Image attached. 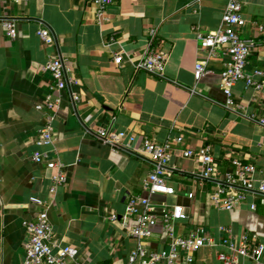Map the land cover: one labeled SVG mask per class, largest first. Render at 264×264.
<instances>
[{"label":"crops","instance_id":"0c3cea01","mask_svg":"<svg viewBox=\"0 0 264 264\" xmlns=\"http://www.w3.org/2000/svg\"><path fill=\"white\" fill-rule=\"evenodd\" d=\"M239 1L244 19L239 33L254 42L246 70L264 69V0ZM225 4L110 0L106 19L98 21L93 0L0 1V264L23 260L22 222L37 211L31 197L48 203L54 240L75 246L82 264H127L136 239L121 221L137 196H148L155 205L157 223L144 240L147 247H166L162 213L175 204L186 214L172 222L176 234L201 228L211 239L191 262L180 264H225L218 259L220 252H228L222 240L235 241L244 232L264 242L259 193L246 191L231 210L215 207L212 181L200 176L194 158L182 155L186 147L208 144L217 178L251 164L254 183L264 182V126L256 122L264 116V86L255 90L238 81L231 92L243 109L224 106L220 71L228 57L220 49L209 56L197 39L198 33L219 27ZM2 19L14 22V37L6 34ZM40 28L48 30L52 43L39 37ZM150 28H156L152 40ZM147 46L167 53L163 77L134 71L133 62ZM117 51L123 52L121 66L113 63ZM54 55L63 59L73 81L58 92L49 148L52 158L64 164L66 182L52 192L54 169L33 162L31 154L45 120L37 108L50 81L43 65ZM197 62L209 70L199 80L194 78ZM100 128L122 130L134 139L129 147H115L99 138ZM178 134L184 141L172 144L167 180L174 193L149 195L144 185L152 163L139 152L142 137L163 142ZM110 214L116 220H109ZM127 223L134 226V217ZM260 261L264 264V251ZM236 264L250 260L240 257Z\"/></svg>","mask_w":264,"mask_h":264},{"label":"built area","instance_id":"2783aa9c","mask_svg":"<svg viewBox=\"0 0 264 264\" xmlns=\"http://www.w3.org/2000/svg\"><path fill=\"white\" fill-rule=\"evenodd\" d=\"M93 3L95 4L96 19L98 21L106 19V9L110 0H93ZM1 23L6 34L14 37V22L2 19ZM243 25L241 2L226 0L219 27L203 35L197 34L199 47L207 49L209 56H212L216 49H220L228 57V62L220 71V88L225 95L224 106H233L239 110H242L243 106L233 100L231 92V88L236 82L242 81L255 90H261L264 86V69L246 70L247 57L254 42L239 33V29ZM148 34L152 40L156 34V28H150ZM38 35L47 44L53 41L52 36L45 28H40ZM166 60L167 53L165 51L147 46L133 62V69L135 72L144 71L156 77H163ZM123 61V52H114L113 63L121 66ZM43 70L49 73L50 81L47 84L44 98L37 104V108L43 110L45 120L37 130L35 142L38 149L32 152L31 159L35 163L49 164L54 169V173L50 176L51 191L54 192L56 187L65 184L66 175L64 164L52 158L49 148L54 139L53 120L59 111L58 92L69 85L73 78L67 76L64 61L57 55L47 59ZM208 72L204 62L195 64V80H199ZM74 97L77 99V96ZM256 122L264 126V116L259 117ZM97 134L103 142L119 148L129 147V141L134 139L132 134L110 128H100L97 130ZM183 141L182 134L169 137L163 142H156L146 136L142 137L139 152L152 163L144 185L149 195L174 193V189L167 183L171 176L169 168L171 147L172 144H180ZM182 155L194 158L201 166L200 176L212 181L210 200L213 206L231 210L237 202L245 198L246 191L253 190L259 193V202L264 204V182L254 183L251 176L254 168L251 164L243 165L235 172H227L219 179L215 176V164L208 144H202L198 148L186 147L182 150ZM188 196L191 197L192 193H188ZM30 200L37 207V211L33 218L22 222L26 240L23 245L24 253L21 264H82L77 259L78 249L75 246L59 244L54 240L47 213L48 203L37 197H31ZM138 205L142 206V210L138 209ZM131 216L134 217L135 224L129 227L127 220ZM116 218V214L108 216L109 220H116ZM185 218L186 214L180 205L175 204L170 211H164L162 223L167 231L168 242L165 248L152 249L145 245L144 240L152 235V227L157 223L155 205L148 196H137L131 199L128 203L127 213L121 221L122 225L136 239V244L128 255L127 264H180L181 260L191 262L195 252L202 246L211 244L212 241L201 228L191 230L185 235L176 234L172 222ZM222 244L228 249V252H220L218 255V259L223 263L236 264L238 258L246 257L250 260V264H262L260 255L264 251V242L257 240L255 235L244 232L235 241L225 237Z\"/></svg>","mask_w":264,"mask_h":264}]
</instances>
